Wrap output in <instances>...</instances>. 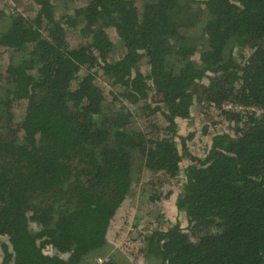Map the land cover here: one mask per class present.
I'll return each mask as SVG.
<instances>
[{
  "label": "trees",
  "instance_id": "obj_1",
  "mask_svg": "<svg viewBox=\"0 0 264 264\" xmlns=\"http://www.w3.org/2000/svg\"><path fill=\"white\" fill-rule=\"evenodd\" d=\"M35 1L0 33V264H94L134 170L176 178L184 160L187 227L121 229L132 262L264 264V0H58L76 5L60 18ZM196 104L228 127L202 128V158L179 134Z\"/></svg>",
  "mask_w": 264,
  "mask_h": 264
},
{
  "label": "rangeland",
  "instance_id": "obj_2",
  "mask_svg": "<svg viewBox=\"0 0 264 264\" xmlns=\"http://www.w3.org/2000/svg\"><path fill=\"white\" fill-rule=\"evenodd\" d=\"M144 1L148 0H136L138 3ZM197 1L201 5L202 0ZM54 5L56 16L58 18L63 14L73 16V9L76 6L75 4H67L64 1L58 0L54 1ZM39 11L40 6L35 0H0V33L8 28L11 15L24 14L27 17H34L38 15ZM82 26V24H79L76 29L79 30ZM201 26L202 25L193 27L190 35L192 37L200 35ZM108 31L115 45L114 53L111 55L110 60H117L122 57L124 49L122 48L116 32L113 29ZM68 37L73 44H77L79 41L77 32H69ZM238 54L239 53H236V55ZM11 55L9 49H0V70H3L4 67L9 64V61L12 58ZM140 69L145 72L148 70L145 64H140ZM206 83L207 81H205V84ZM25 110V104L16 107L18 120L23 118ZM205 118L206 116H204L203 111H201V107L196 104L192 109L190 119L178 120L180 137H186L190 133H195V138L189 142L188 148L196 158L204 157L209 151L211 145V138L209 137L211 134L209 136L204 135L202 128L209 126L208 130L211 133H214L220 131L223 127L218 123L219 120L212 123V121H207ZM222 130L228 131L227 125H225ZM179 139L177 140L179 149H182ZM189 163L190 162L187 160H184L181 163V173L176 178H172L164 173L155 175L152 173L147 174L144 170H134V187L131 196L118 211L109 232L110 248L109 252H107L108 255H106L108 259H111L114 262V264H135V261L132 262L128 253H136L137 255L138 251L142 250L141 239L134 236V238H137L138 240L130 243L128 241V236H125V234L121 232V229L135 232L137 229L135 226L138 225L140 229L147 228V232H153L154 230L161 228L166 230L177 223H179L183 229L187 227V217L184 213L178 211L176 201L182 194V185L185 182L184 172L189 166ZM152 185H155V187H152ZM152 195H156V198H158L155 203L150 202L148 199L149 196ZM7 240L8 239L6 238L0 237V242H6ZM110 252L111 254H109ZM1 257L2 254L0 250V261ZM104 264H107V262Z\"/></svg>",
  "mask_w": 264,
  "mask_h": 264
},
{
  "label": "built area",
  "instance_id": "obj_3",
  "mask_svg": "<svg viewBox=\"0 0 264 264\" xmlns=\"http://www.w3.org/2000/svg\"><path fill=\"white\" fill-rule=\"evenodd\" d=\"M107 260H108L107 256L105 257L102 256V257L97 258L94 264H104Z\"/></svg>",
  "mask_w": 264,
  "mask_h": 264
},
{
  "label": "flooded vegetation",
  "instance_id": "obj_4",
  "mask_svg": "<svg viewBox=\"0 0 264 264\" xmlns=\"http://www.w3.org/2000/svg\"><path fill=\"white\" fill-rule=\"evenodd\" d=\"M17 15H22V16H24V17H27V16H25L24 14H16V15H14V16L11 15V17H10V22H9L8 26H10V25L12 24V20H13V18L16 17Z\"/></svg>",
  "mask_w": 264,
  "mask_h": 264
}]
</instances>
